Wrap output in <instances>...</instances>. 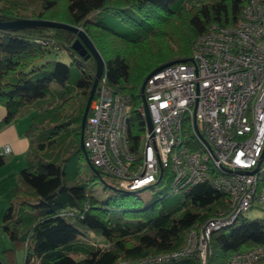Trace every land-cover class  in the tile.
I'll return each mask as SVG.
<instances>
[{
    "label": "trees",
    "instance_id": "trees-1",
    "mask_svg": "<svg viewBox=\"0 0 264 264\" xmlns=\"http://www.w3.org/2000/svg\"><path fill=\"white\" fill-rule=\"evenodd\" d=\"M37 1V18L85 31L104 60L108 88L130 96L129 146L136 151L145 128L138 110L144 77L163 63L188 58L197 35L210 23H236L249 0ZM18 16L16 5L0 7V20ZM77 37L60 27L0 28V104L6 108L0 127L32 109L19 183L0 218V229L11 243L3 252L23 249V264H130L176 250L189 229L226 209L227 196L207 181L175 193L165 167L159 180L139 191L111 188L105 182L113 178L98 169L99 175H81L80 121L96 62L71 48ZM56 44L68 52L69 62L49 56L58 52L52 49ZM96 176L105 183L102 190L95 187ZM146 188L153 191L151 197L132 209L125 196ZM83 229L106 245L80 237ZM256 245L264 246V214H240L212 231L204 264H229L234 252ZM153 264L201 262L193 254Z\"/></svg>",
    "mask_w": 264,
    "mask_h": 264
},
{
    "label": "built area",
    "instance_id": "built-area-1",
    "mask_svg": "<svg viewBox=\"0 0 264 264\" xmlns=\"http://www.w3.org/2000/svg\"><path fill=\"white\" fill-rule=\"evenodd\" d=\"M190 59L153 72L144 84L152 129L144 119L142 149L132 151L130 96L111 91L101 76L83 126L88 160L119 188L139 191L159 180L186 191L207 181L226 194V209L198 232L189 229L178 249L130 264H153L196 255L205 263L212 231L231 224L253 205L264 208V2L249 0L234 24L210 23L197 35ZM5 145L2 153H8ZM264 246L234 252L229 264H264Z\"/></svg>",
    "mask_w": 264,
    "mask_h": 264
},
{
    "label": "crops",
    "instance_id": "crops-1",
    "mask_svg": "<svg viewBox=\"0 0 264 264\" xmlns=\"http://www.w3.org/2000/svg\"><path fill=\"white\" fill-rule=\"evenodd\" d=\"M6 108L0 104V120L5 115ZM32 109H27L18 114L13 120L0 127V156L3 163L0 165V218L7 206L11 189L19 183V171L23 167L29 139L25 130L29 124ZM5 145L10 147L8 153H2ZM94 244L106 245L102 238L91 232L80 235ZM10 241L0 229V258L4 264H23L24 251L17 250L14 253L3 252L10 246Z\"/></svg>",
    "mask_w": 264,
    "mask_h": 264
},
{
    "label": "water",
    "instance_id": "water-1",
    "mask_svg": "<svg viewBox=\"0 0 264 264\" xmlns=\"http://www.w3.org/2000/svg\"><path fill=\"white\" fill-rule=\"evenodd\" d=\"M34 26H46V27H60V28H66L69 29L73 32H75L77 34V38L74 39V41L71 44V48L73 50H75L79 55L81 56H85L88 57L89 55H92L93 58L95 59L96 62V68H95V72H94V80L92 82V85L90 87L88 96L86 98L85 101V105H84V109H83V113H82V117H81V121H80V139H79V143H80V147L82 149V152L91 168V170L96 174L99 175V171L90 163V161L88 160L86 151L84 149L83 146V126H84V122H85V118H86V114L89 108V104L90 101L95 93V90L97 88V83L99 81V79L101 78L102 74H103V70H104V60L100 54V52L97 50V48L93 45V43L91 42V40L89 39V37L87 36V34L85 33V31L77 25H73V24H68L62 21H58V20H53V19H45V18H22V17H18L15 19H11V20H0V28L1 29H11V30H16V29H20V28H24V27H34ZM190 58H181V59H174L171 61H168L166 63H163L157 67H155L154 69H152L149 73H147V75L144 77L141 85H140V96L144 102V107H145V121H146V126L147 129L150 131L152 129V123H151V118H150V114L148 112L147 106H146V102H145V98H144V93H143V89H144V84L146 82V80L148 79V77L155 71L159 70L160 68L171 64V63H175V62H182V61H186ZM111 187V186H110ZM113 188V187H111Z\"/></svg>",
    "mask_w": 264,
    "mask_h": 264
},
{
    "label": "rangeland",
    "instance_id": "rangeland-1",
    "mask_svg": "<svg viewBox=\"0 0 264 264\" xmlns=\"http://www.w3.org/2000/svg\"><path fill=\"white\" fill-rule=\"evenodd\" d=\"M2 5H10V6L11 5H14V6L16 5L17 11H18V14H19L18 17H22V18H37L35 16V13H36L35 11H38L40 9L37 0H0V7ZM18 17H16V18H18ZM72 42H71V44H72ZM52 49H54V50H56L58 52L57 53L51 52L50 55H49L50 57L58 59V60H61V61H64V62H69L70 56H69V54H68V52L66 50H63L65 48L62 45L56 44V45L52 46ZM143 144H144V140H143V138H141L140 141H139L140 149H142ZM79 163H80V167H81V175L82 176L91 175L93 173V171L91 170V168H90V166H89V164H88V162H87V160H86L84 155H83V157H81L79 159ZM113 179H109L110 182H105V183L107 185H111L112 187L120 189L117 186L116 181L115 180L113 181ZM95 181H96L95 187L98 190H102V187L104 186L105 183L102 182L97 176L95 178ZM167 184L171 185V183H167ZM171 190L173 192H175V193L178 192L176 190H173L172 188H171ZM108 191H110L109 188H106V192H108ZM152 192L153 191L150 188H146L143 191L135 193L134 196L133 195L125 196V200L130 205V207L132 209H137V208L143 207L144 201L151 197ZM263 214H264V208L263 207H261V206L258 207L256 205H253L248 210L242 212L241 216L250 217L251 218V217L261 216ZM69 220L73 222L72 218H70ZM204 223H202L198 227H195V228H192V229H194V230H196V232H198L199 229L202 227V225ZM79 228H81V227H79ZM83 231L84 232H90V231H87L85 229H83ZM185 237H186V235H185ZM185 237H184L183 243L185 241ZM183 243L181 245H183ZM207 251H208V248H207Z\"/></svg>",
    "mask_w": 264,
    "mask_h": 264
},
{
    "label": "bare ground",
    "instance_id": "bare-ground-1",
    "mask_svg": "<svg viewBox=\"0 0 264 264\" xmlns=\"http://www.w3.org/2000/svg\"><path fill=\"white\" fill-rule=\"evenodd\" d=\"M226 227V226H225Z\"/></svg>",
    "mask_w": 264,
    "mask_h": 264
}]
</instances>
